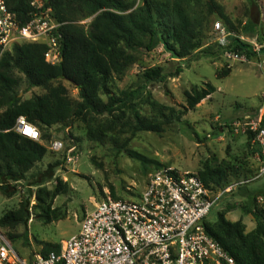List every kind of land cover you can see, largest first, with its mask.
<instances>
[{
	"label": "rangeland",
	"instance_id": "1",
	"mask_svg": "<svg viewBox=\"0 0 264 264\" xmlns=\"http://www.w3.org/2000/svg\"><path fill=\"white\" fill-rule=\"evenodd\" d=\"M127 1L139 3V0ZM198 8L204 11L207 20L203 25L205 37L200 49L188 58L178 59L166 50L159 37H155L152 49L137 50L134 53L136 64L112 86L115 93L139 92L136 103L141 115L163 123L162 132L133 133V119L129 113L126 117L118 113L112 116L92 113L82 119L73 118L68 125L40 129L41 135L47 136L41 142L47 148V155L17 183L15 195L7 197L0 191V218L17 210L21 202L30 201L31 218L27 225L2 228L13 237V247L26 264H34L36 257L42 255L44 244L60 245L76 234L84 216L94 210L95 203L108 196L136 199L150 174L162 166L196 174L220 165L235 168L237 172L229 173L222 187H215V191L230 190L222 195L206 221L212 224L219 213L225 212L231 222L242 220L246 232L255 229L256 223L245 209L250 207L264 213V202L259 200L264 197V174L257 177L261 165L250 146V132L236 131L233 125L259 121L264 112V72L255 61L230 63L220 54L207 53L216 45L211 28L221 18L219 8L235 30L249 35L256 32L264 38V0H200ZM91 21L92 18H87L78 24L88 30ZM158 66L166 75L175 73L178 68L182 72L164 82L146 84L144 71ZM225 69L230 73L219 77L218 72ZM16 75L24 80L22 74ZM207 83L216 91L188 110L184 92L193 86L205 87ZM58 84L67 88L71 100L80 101L79 90L72 83L53 82V85ZM19 92L23 101L46 93L43 88L26 91L24 83ZM103 99L107 100L105 96ZM147 99L169 108L166 112L170 116L159 117L153 106L146 103ZM55 140L63 142L64 151L50 150ZM71 148H75V161L69 163L67 155ZM131 153L143 156L145 163L132 158ZM56 164L59 166L54 167ZM58 179L67 182L68 191L57 196L52 207L65 213V218L45 223L37 218L36 196L41 189L54 191Z\"/></svg>",
	"mask_w": 264,
	"mask_h": 264
},
{
	"label": "trees",
	"instance_id": "2",
	"mask_svg": "<svg viewBox=\"0 0 264 264\" xmlns=\"http://www.w3.org/2000/svg\"><path fill=\"white\" fill-rule=\"evenodd\" d=\"M44 1L52 9L55 19L62 24L59 29L60 64H49L45 59L46 45L38 43L15 46L0 63V191L7 197L17 193V183L23 181L26 174L47 155V148L43 144L12 130L20 116L39 129H49L56 125H68L71 119H82L87 114L112 116L118 113L126 117L129 113L133 119V133H160L163 123L158 120L153 122L141 115L136 103L139 92L123 90L115 93L112 86L136 64L134 53L137 50L152 49L155 37H159L166 50L178 59L188 58L200 49L205 37L203 25L207 20L204 11L198 8L200 0H139L138 4L127 0ZM6 3L23 24L29 20L33 10L30 0H6ZM219 11L223 21L235 29L221 8ZM87 18H92L88 30L78 24ZM235 49L243 51L242 45L237 44ZM210 50L207 54L221 55L222 52L217 45L211 46ZM181 72L182 69L178 68L175 73L166 75L158 66L146 69L143 79L146 84L164 82ZM16 73L22 74L24 80ZM229 73L230 70L225 69L218 72V76ZM57 80L72 83L79 90L80 101L71 100L67 88L62 84L53 85ZM22 83L26 85V91L43 88L46 93L23 101L19 92ZM215 91L216 88L210 83L205 87L193 86L186 90L187 109H194ZM103 96L107 98L106 101ZM146 103L153 106L159 117L170 116L166 112L169 108L148 99ZM90 135L94 138L92 133ZM46 138V135L42 136V140ZM251 138L250 134L249 143ZM131 157L142 164L146 161L137 153H131ZM57 166L59 164L54 165ZM233 172H237L235 168L220 165L198 175L207 187L215 190V187H222L229 173ZM9 181L13 184H7ZM67 191V182L60 179L54 191L41 189L34 206L38 210L37 218L45 223L63 220L65 213L54 209L52 203ZM29 202H21L17 210L5 213L0 218V226L15 228L27 225L31 218ZM245 212L251 214L256 223L253 231L246 232L242 220L231 222L222 212L218 214L216 222L210 224L205 221L206 232L237 264H264V213L250 207ZM9 238L13 239L12 236ZM59 251L60 245L46 243L42 256Z\"/></svg>",
	"mask_w": 264,
	"mask_h": 264
},
{
	"label": "built area",
	"instance_id": "3",
	"mask_svg": "<svg viewBox=\"0 0 264 264\" xmlns=\"http://www.w3.org/2000/svg\"><path fill=\"white\" fill-rule=\"evenodd\" d=\"M33 10L24 24L11 12L6 0H0V63L7 53L24 43L44 44L45 59L58 65L61 57L59 23L44 0H30ZM221 56L230 63L256 62L264 72V38L231 28L223 20L211 28ZM242 45L241 50L235 49ZM264 95V94H263ZM236 122L233 129L250 132L251 148L264 174V118ZM12 130L20 136L41 143L35 124L20 116ZM62 141L50 145L62 152ZM75 148L67 161H75ZM256 177V178H257ZM230 190V189H229ZM226 190V191H229ZM226 191H215L201 177L172 166L153 171L136 199L110 196L95 203L94 210L81 221L79 231L60 244L58 253L38 255L34 264H237L205 229V221ZM264 202V197H260ZM0 264H26L0 226Z\"/></svg>",
	"mask_w": 264,
	"mask_h": 264
},
{
	"label": "water",
	"instance_id": "4",
	"mask_svg": "<svg viewBox=\"0 0 264 264\" xmlns=\"http://www.w3.org/2000/svg\"><path fill=\"white\" fill-rule=\"evenodd\" d=\"M68 177H69V180L71 179V176L70 175H68ZM69 183H70V181H69Z\"/></svg>",
	"mask_w": 264,
	"mask_h": 264
},
{
	"label": "crops",
	"instance_id": "5",
	"mask_svg": "<svg viewBox=\"0 0 264 264\" xmlns=\"http://www.w3.org/2000/svg\"><path fill=\"white\" fill-rule=\"evenodd\" d=\"M258 160V159H257Z\"/></svg>",
	"mask_w": 264,
	"mask_h": 264
}]
</instances>
